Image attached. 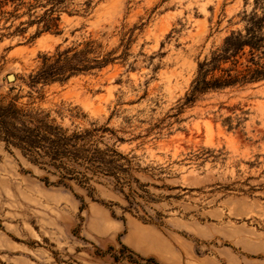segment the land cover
<instances>
[{
  "label": "rangeland",
  "instance_id": "1",
  "mask_svg": "<svg viewBox=\"0 0 264 264\" xmlns=\"http://www.w3.org/2000/svg\"><path fill=\"white\" fill-rule=\"evenodd\" d=\"M251 2L73 0L39 35L0 15V100L71 132L109 127L98 146L128 169L122 189L92 173L65 186L0 141V264H264V81L184 105L198 62ZM87 42L113 61L28 85L43 54Z\"/></svg>",
  "mask_w": 264,
  "mask_h": 264
},
{
  "label": "trees",
  "instance_id": "2",
  "mask_svg": "<svg viewBox=\"0 0 264 264\" xmlns=\"http://www.w3.org/2000/svg\"><path fill=\"white\" fill-rule=\"evenodd\" d=\"M71 1L0 0V15L8 14L14 19L28 17L20 21L12 34H23L35 24L36 35L44 31L58 32L61 14L67 11ZM6 6L12 9L3 10ZM237 24L240 26L232 29L198 62L184 105L195 103L210 91L264 81V0H252L250 8L240 13ZM4 35L0 33V39ZM93 50L92 42H87L83 49L69 47L61 51L58 48L53 54H43L42 65L29 75L28 85L36 88L38 84L63 83L79 73L101 69L114 59L91 57ZM107 131L111 129L95 126L71 132L48 113L19 106L16 99L8 103L0 100V141L6 148L15 147L32 162L59 173L57 182L65 186L73 179L86 186L90 179L88 173L113 176L116 186L120 189L125 186L127 180L121 174L128 169H122L123 164L119 163L124 155L114 147L98 146L103 138L101 133Z\"/></svg>",
  "mask_w": 264,
  "mask_h": 264
},
{
  "label": "water",
  "instance_id": "3",
  "mask_svg": "<svg viewBox=\"0 0 264 264\" xmlns=\"http://www.w3.org/2000/svg\"><path fill=\"white\" fill-rule=\"evenodd\" d=\"M11 81H13L15 79V75L14 74H10L8 77Z\"/></svg>",
  "mask_w": 264,
  "mask_h": 264
}]
</instances>
